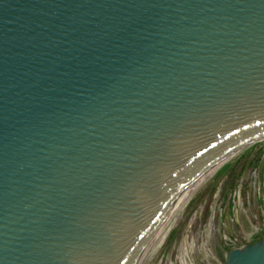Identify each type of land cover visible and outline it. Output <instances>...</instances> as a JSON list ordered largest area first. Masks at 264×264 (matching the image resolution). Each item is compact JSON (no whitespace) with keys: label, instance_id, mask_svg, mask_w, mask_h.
<instances>
[{"label":"water","instance_id":"obj_1","mask_svg":"<svg viewBox=\"0 0 264 264\" xmlns=\"http://www.w3.org/2000/svg\"><path fill=\"white\" fill-rule=\"evenodd\" d=\"M262 140L264 0H0V264H162Z\"/></svg>","mask_w":264,"mask_h":264},{"label":"rangeland","instance_id":"obj_2","mask_svg":"<svg viewBox=\"0 0 264 264\" xmlns=\"http://www.w3.org/2000/svg\"><path fill=\"white\" fill-rule=\"evenodd\" d=\"M264 140L253 143L200 196L177 227L162 264H224L216 249L241 248L264 229ZM261 231V232H260ZM257 237V238H259ZM226 239V240H224ZM256 241V238H255Z\"/></svg>","mask_w":264,"mask_h":264},{"label":"built area","instance_id":"obj_3","mask_svg":"<svg viewBox=\"0 0 264 264\" xmlns=\"http://www.w3.org/2000/svg\"><path fill=\"white\" fill-rule=\"evenodd\" d=\"M261 232V231H260ZM263 232V231H262ZM259 235L260 234H258V236L257 237H259ZM256 236H254L253 237V240H255V238L256 239H258ZM232 238L231 237H229V240H226V239H224V240H226L225 241V246H227V247H230L231 249H232V240H231ZM248 243H250V242H248ZM218 249L224 254V252L218 247Z\"/></svg>","mask_w":264,"mask_h":264},{"label":"flooded vegetation","instance_id":"obj_4","mask_svg":"<svg viewBox=\"0 0 264 264\" xmlns=\"http://www.w3.org/2000/svg\"><path fill=\"white\" fill-rule=\"evenodd\" d=\"M259 238H260V237H259ZM259 238H258V239H259ZM256 240H257V239H256ZM254 241H255V240H253V241H252V242H250V243H253ZM250 243H249V244H250Z\"/></svg>","mask_w":264,"mask_h":264}]
</instances>
